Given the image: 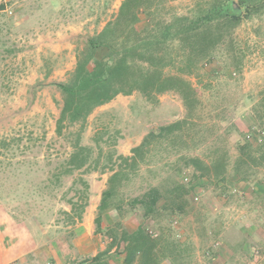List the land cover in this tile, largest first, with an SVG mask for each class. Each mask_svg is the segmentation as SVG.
Masks as SVG:
<instances>
[{"label": "rangeland", "instance_id": "1", "mask_svg": "<svg viewBox=\"0 0 264 264\" xmlns=\"http://www.w3.org/2000/svg\"><path fill=\"white\" fill-rule=\"evenodd\" d=\"M122 1L0 0V210L32 228L39 220L45 231L42 241L47 246L54 242L62 259L80 258L84 250L91 255L110 241L95 232L94 221L92 237L85 238L82 219L72 224L65 213L74 204L79 208L87 203L85 213L90 201L101 198L111 174L105 166L109 153L114 158L130 155L148 132L187 117L176 91L151 98L139 91L119 94L97 107L80 132V143L91 150L89 168L64 172L80 127L57 133L62 107L57 84L68 79L88 37L114 18ZM206 1L169 4L172 12L192 15ZM147 23L142 15L141 27ZM213 54L193 73L182 74L200 98L193 111L198 124L182 132L186 143L177 138L176 147L156 146L121 193L135 197L151 186L164 189L173 179L197 185L200 200L190 194L184 215L172 222L179 242L188 243L182 264H264V166L250 181H238L232 168L238 144L255 141L248 133L264 131L256 117L264 109V13L243 21ZM165 71L178 73L177 66ZM215 149L227 153L226 185L194 177V167H187L183 158L209 162ZM184 174L190 182L182 180ZM133 215L126 216L131 229L137 222ZM115 217L106 213L104 225ZM137 217L153 231L169 224L165 217L159 224Z\"/></svg>", "mask_w": 264, "mask_h": 264}, {"label": "trees", "instance_id": "2", "mask_svg": "<svg viewBox=\"0 0 264 264\" xmlns=\"http://www.w3.org/2000/svg\"><path fill=\"white\" fill-rule=\"evenodd\" d=\"M169 1L123 0L114 18L88 37L68 79L57 84L62 94L57 133L63 135L71 126L80 127L65 164L64 172L68 173L91 165V150L80 143V132L93 111L117 95L139 91L151 98L176 91L187 110V117L148 132L130 155L119 154L114 158V153H109V163L105 166L111 174L94 222L95 232L110 241L105 249L79 264H162L165 260L171 264L184 263L188 243L179 242L172 222L184 215L194 186L188 187L173 179L164 189L151 186L135 197L124 196L121 188L156 146L171 143L170 147H176L182 132L198 124L193 119L196 116L193 111L199 107V94L182 74H191L203 61L212 60L214 51L232 38L237 26L263 14L264 0H207L192 15L172 12ZM142 15L148 23L141 27ZM167 66H177L178 73H166ZM256 117L264 127V109L257 111ZM261 142L246 139L238 144V155L232 166L238 181H250L257 169L264 166V142ZM217 149L209 162L196 156L183 158L187 167H194V177L226 185L229 161L226 151L220 153ZM74 205L71 211L65 212L72 224L81 221L87 203L79 208ZM106 213H115L113 223L104 225ZM130 213L137 219L133 229L126 224ZM138 214L152 224H159L160 218L165 217L169 224L153 231L139 221Z\"/></svg>", "mask_w": 264, "mask_h": 264}, {"label": "crops", "instance_id": "3", "mask_svg": "<svg viewBox=\"0 0 264 264\" xmlns=\"http://www.w3.org/2000/svg\"><path fill=\"white\" fill-rule=\"evenodd\" d=\"M100 199L94 203L90 201L80 222L85 238L92 237V223ZM35 221L36 223L32 228L30 222L19 221L4 209L0 210V264H8L12 261H16L17 264H79V262L104 249L99 248V250L93 251L91 255L84 250L81 251L82 256L80 258L65 257L62 259L58 248L54 246V242L47 246V243L42 241V235L44 236L45 231L42 230V223L37 219ZM82 245L84 246V243ZM47 247L49 248L48 252ZM113 250L114 248L111 251Z\"/></svg>", "mask_w": 264, "mask_h": 264}, {"label": "built area", "instance_id": "4", "mask_svg": "<svg viewBox=\"0 0 264 264\" xmlns=\"http://www.w3.org/2000/svg\"><path fill=\"white\" fill-rule=\"evenodd\" d=\"M252 136H255L254 139H257L258 142H261L264 139V131L257 130V131H254V132L248 134L249 138L252 137ZM182 180L185 183H188V182L191 181L190 177L187 174L183 175ZM194 188H195V190H194ZM194 188H193V191H192L193 199L195 201H198V200H200V197H201V190L197 188V185H195ZM8 264H17V262L16 261H12V262H10Z\"/></svg>", "mask_w": 264, "mask_h": 264}]
</instances>
